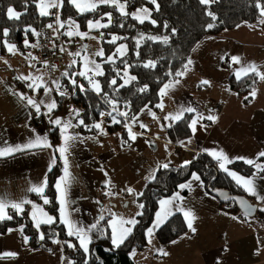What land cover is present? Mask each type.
<instances>
[{"label":"crops","instance_id":"crops-1","mask_svg":"<svg viewBox=\"0 0 264 264\" xmlns=\"http://www.w3.org/2000/svg\"><path fill=\"white\" fill-rule=\"evenodd\" d=\"M261 19L264 17L259 13V19L255 22H242L232 29L207 35L200 41L189 60H197L198 64L202 62V72L198 73L194 67H186L187 70L185 69L180 78L168 84L170 87L166 89V95L162 96L160 91L158 105L162 107H145L133 117L135 119L128 120L127 125L137 134L134 141L129 139L126 127L122 130H108L112 121L109 123L107 116L99 121L102 122L103 132L94 128L93 132L83 133L79 131L78 126L68 129L67 134L79 136V139L72 142L67 154L71 175L65 185L66 211L69 220L77 228L86 231L91 229L88 231L91 242L102 235L103 221H107L112 233L113 222L132 218L137 220L139 215L136 214L142 210L138 207L142 204L138 194H141L145 184L153 178L160 166L185 165L186 161L190 162L200 152L212 157L219 170L226 172L240 188L241 195L258 205V213L264 209V201L246 191L229 175V172H234L237 176L254 179L257 194L264 196V172L255 167L256 164L264 166V157L258 155L264 151V81L257 76L259 83L253 88L256 91L255 97L250 96V92L244 96L240 95L230 83L231 77L238 80L235 72L249 64L256 65L258 71L264 72V24L260 23ZM203 42L205 45L201 47ZM8 44L14 43L6 42L2 48L0 41V148L23 146L40 135L47 136L53 149L33 148L0 157V197L11 202L31 201L23 205L22 213H17L11 207L7 208L11 216L13 213L23 215L28 212L32 219V205L35 204L54 217L49 210V203L44 204V197L49 200L45 191L42 197L29 189L33 185L42 184L47 178L53 150L62 143L60 129L50 122V118H60L64 122L65 107L73 100L72 92L66 87L63 76L62 86L69 91L70 99L66 95L62 98L56 94L50 101H44L39 95L47 86L46 78L49 79L50 73L59 70L63 75L67 72V67L56 68L40 63L34 50L21 51L16 44V52L13 54L8 51ZM233 56L240 57L241 62L234 63L231 59ZM22 77L32 79L26 80ZM36 77L43 78L36 81L43 85L39 89L33 84ZM244 77L246 76L242 75L241 79ZM204 80L210 83L202 84ZM78 82L83 83L79 79ZM30 84H33V87L30 88ZM202 91L203 96L200 97L198 92ZM21 95L37 103L43 101L41 111L37 113L35 108L27 103V99H21ZM52 100L57 102V107L48 113L45 105ZM216 104H219L220 108L217 109ZM189 107L195 111L182 112V109ZM76 112L75 116L70 118L73 125H78L80 119ZM181 112L180 119L191 114V133L187 138L174 142L168 136V128L178 121L175 117ZM210 115L216 117L215 122L207 119ZM193 119L197 120V130L194 134L191 129ZM140 124L147 127L141 128ZM55 128L58 130L53 133ZM176 147H179L178 151ZM221 151L229 158L230 163L211 155L212 152ZM239 157L244 159H238ZM248 159L254 161V171L250 175L230 168L233 161L245 162ZM221 163L225 164L228 171L220 168ZM57 165L60 166V176L55 185L64 175V164L59 153H56V163L51 171ZM193 174L181 183L191 182L190 189L181 190L178 186L172 195L163 199H171L179 193L183 200L174 201V205H179L185 210L191 209L195 213L196 232H191L187 227L185 233L169 243L160 242L156 236L157 230L173 215H184L183 212L177 211L175 206H170L172 214L158 227H154L156 214L161 211L159 202L150 226L153 233L150 237L147 233L148 244L130 252L134 264H264V216L257 213L254 217L242 218L239 209L234 211L231 203L221 205L220 199L208 191L201 176L199 175L200 181H195ZM129 188L134 191L129 193ZM55 191L61 222L59 193L56 187ZM32 221L35 225V221ZM43 225L45 224L42 223L38 229L40 235L43 234ZM64 226L68 232V226ZM21 227L23 233L19 231ZM10 229H13L11 233H0V264H72L63 240L56 238L57 242H54L52 249L46 250L32 246L30 239L25 244L23 237L27 235L24 226ZM72 237L79 246L77 238ZM159 249H163L168 255H161ZM6 252H14L17 255L5 257L3 253Z\"/></svg>","mask_w":264,"mask_h":264},{"label":"trees","instance_id":"trees-1","mask_svg":"<svg viewBox=\"0 0 264 264\" xmlns=\"http://www.w3.org/2000/svg\"><path fill=\"white\" fill-rule=\"evenodd\" d=\"M124 1V0H121ZM159 7L151 3V0H127L129 10L138 7L148 6L153 9V20H145L144 23L122 16L119 11L111 5H102L92 12L79 13L76 8L65 0L59 9V17L65 22L62 32L66 35L67 21L75 20L81 28H84L89 19L102 17L106 19V13H111L112 24L107 27L109 31L104 37L110 35V31L119 32L123 35L122 40L129 45V53L126 58H121L114 63L107 62L104 65V75L100 76L99 82L103 89L97 94L89 87L86 79H81L87 91L81 92L74 88L69 78L63 75L64 83L72 92V99L82 106L79 118L84 120V125L78 126L80 132H93L95 123H98L104 116L108 117L109 123L112 117L120 123H110L108 130H122L128 120L132 119L145 107H157L160 99V91L165 84L180 78L176 73H183L188 61L197 44L207 35L218 34L224 30L232 29L242 22H255L259 19L260 10L256 7L257 0H215L208 5L200 3V0H156ZM264 3V0H261ZM12 7L23 13L19 20H9L7 8ZM211 12L216 19L209 16ZM53 16H40L34 0H0V41L2 48L6 42L14 43L18 49L25 51L24 41L28 44L34 42L36 34L31 31L25 32L28 26L37 30L53 23ZM124 26L121 27L120 25ZM209 24L214 25L208 28ZM9 30L7 37L2 35L3 29ZM67 36V35H66ZM143 36V39H141ZM158 37L157 40H149L148 37ZM103 37V38H104ZM168 37V42H164ZM137 40L140 41L137 46ZM107 49L114 46V43L106 42ZM152 61L154 67L145 68L143 65ZM126 62V63H125ZM127 65V66H126ZM71 66V67H70ZM129 68L136 80L124 87L122 83L123 70ZM75 64L67 67V72L76 75ZM119 73V74H118ZM117 80V85L112 86L110 81ZM77 84L78 77L76 80ZM232 88L240 95H247L257 86L259 79L256 75H249L241 80L230 78ZM80 84V85H82ZM146 87L141 92L140 88ZM101 112L105 113L101 116ZM111 112L112 116L107 115ZM127 113V116L120 115ZM191 114L185 115L168 128V136L174 142H179L190 135L189 120ZM58 129H54L53 133ZM52 133V135H53ZM230 168L243 174L250 175L254 166L243 161H233ZM193 173L201 176L208 191L211 193L218 188H224L232 194L241 195L237 187L226 172L219 170L216 161L204 152L198 153L188 164L182 166L169 165L167 168L160 166L151 180L143 190L139 200L144 206L141 215L138 216V223L133 227L132 233L124 243L115 248L111 244V230L107 221H103V233L95 238L90 244V252L85 254L83 249L75 244V239L68 235L66 227L59 220V207L56 200L55 182L60 176V166L57 165L47 176L45 194L49 197V210L55 217V223L42 226L44 239L41 240L38 229L35 227L28 212L23 215L12 214L11 220L0 221V233L8 229L24 226L25 233L29 237L32 246L42 247L51 250L56 238L64 241L65 251L72 259V264H134L130 252L134 248H143L148 244L147 230L152 225L159 202L172 195L178 186L187 181ZM233 210L238 211L235 203L231 202ZM221 205H227L221 202ZM264 216V211H259ZM187 231L185 218L177 213L167 220L156 232L157 238L162 243H169L174 238ZM75 247H69L71 243Z\"/></svg>","mask_w":264,"mask_h":264},{"label":"snow or ice","instance_id":"snow-or-ice-1","mask_svg":"<svg viewBox=\"0 0 264 264\" xmlns=\"http://www.w3.org/2000/svg\"><path fill=\"white\" fill-rule=\"evenodd\" d=\"M34 2L36 3V7L39 9V15L40 16L54 15L56 18V23L59 26V28H64L65 22H62L60 20L59 15L57 13L52 12L51 10L52 9H60L63 6L65 0H34ZM67 2L70 3L71 5H73L76 8V10L81 14H83L85 12L95 11L100 5H111L119 11L120 15L126 16V17L131 16L132 19L138 21L139 23H144L145 20L150 19V11L147 8L138 9L136 12H133V13L128 12L126 10L127 0H124V2H121V0H67ZM213 2H215V0H200V3L205 4V5H208V4L213 3ZM151 3L156 5L157 8L159 7L156 0H151ZM256 7L260 10V16L264 17V3H262L261 0H257ZM22 15H23V13L16 11L12 7L7 8V16H8L9 20H19ZM105 15L108 18L107 23H101L100 20H96V21L89 20L88 21L89 30L91 31L92 29L109 27V25L112 22L111 13H106ZM208 15L212 16L213 19H216L215 15L213 13L209 12ZM67 23H68L69 28H70V30L65 33L67 36L71 37V36L75 35V36H79L80 38L83 39L89 35L86 32H80L78 30L79 25H77L75 23V21L69 20ZM151 23L155 24L156 21L152 20ZM260 23L264 24V19H261ZM120 26L123 27L124 25L121 24ZM213 26L214 25L209 24L207 27L212 28ZM47 27L50 29L54 28L53 24H48ZM56 30H58V29H54V31H56ZM29 31H31L33 34L38 35V33L35 32V29L31 28V26H28L25 29L26 33ZM2 35L7 37L9 35V30L7 28L3 29ZM101 36H103V33H101ZM90 38H95V37H90ZM117 39H119V38L116 36H113L110 42L115 43ZM141 39H143V36H141ZM148 39L149 40H157L158 37L152 36V37H148ZM164 42L165 43L168 42V37H164ZM24 43H25V46H29L27 39L24 41ZM136 43H137V46H139L140 41L137 40ZM30 46L31 47H38V45H30ZM7 47H8L9 52L15 54L16 46L14 44H8ZM59 50L61 52L66 51V49H64L63 47H61ZM116 52L119 53L121 56L125 55L126 45L122 44L119 47H117ZM29 55H31V54H29ZM69 55L76 56V55H79V53H69ZM95 55L99 56V57H103L104 56L103 49L97 51L95 53ZM33 59H35V58H33ZM84 59L86 61V63L84 64V71H80V72L76 73V75L86 78L88 80V83L92 86V89L99 95L103 92V89H102L99 81L95 80L94 77L104 75V72L101 69V64L97 63L95 61L88 60L87 57H85ZM231 59L234 63H237V64H239L241 62L240 57H238V56H233ZM105 62L114 63V56H108L107 60ZM46 63L47 62H45V64ZM75 63H76V61H73V64H75ZM191 63H192V61L189 60L188 64H191ZM143 66L145 68H149V67H154V64L152 61H149L148 63L144 64ZM89 73H92V75H89ZM249 74H254V75L258 76L260 80L264 81V72L258 71L257 66L254 64H249L247 67H241L240 69H238L235 72V76L238 80L242 78V75L248 76ZM63 75L65 77L69 78V81L73 85L74 88H79L81 92L87 91V89H85V87L83 85L77 84L75 78L72 77V74H70L69 72H65ZM176 75L180 76V75H183V73L178 72V73H176ZM124 76L127 77V79H124L123 84H120L119 87H124L125 85L129 84L131 81L136 80V77L135 76H129L127 71L124 72ZM22 79L27 80V79H32V78L31 77H22ZM42 79H43L42 77H36L33 80V84H35L36 89H39L40 87L43 86L39 83H36V81H39ZM53 83L56 84V90L58 91V94L60 96L67 95V93L65 91L60 90L61 85L58 82L54 81ZM177 83H179V81H177ZM201 83L206 85V84H209L210 82L207 80H204ZM33 84H30L29 87L30 88L33 87ZM110 84L112 86H116L117 80L112 79L110 81ZM146 87L147 86H145L144 88H140L139 91H141V92L145 91ZM169 87H170V85H168V84L164 85V88L161 89V95L162 96L167 94L166 89H168ZM52 90L53 89H51V88H47V87L44 88L45 94L50 93ZM255 95H256V91H255V89H253L250 92V96L255 97ZM21 99H27V103L29 105H31L33 108H35L37 113H39L41 111V104H43V101H41L40 103H37L35 100H33L31 98H26L23 95H21ZM245 99H248V97H245ZM45 106L47 108L48 113H51L57 107V102L55 100H52L50 103H47ZM157 107H162V105H157ZM183 111L194 112L195 109L189 107L186 109H182V112ZM182 112L180 114H177L175 119L179 120L181 118ZM100 114H101V116H103L105 113L101 112ZM79 115H80L79 112H76V116L79 117ZM107 115L112 116V113L109 112V113H107ZM120 115L127 116V113H121ZM153 116H154V114H153ZM133 119H135V118H133ZM207 119L215 122L216 117L210 115L207 117ZM50 122L54 126L59 127L61 137H62V143L59 146H56L53 150L52 161H51V164L49 165V171H51L52 166L56 163V153H59V157L63 160V164H64V175L57 181L55 187L57 189V192L59 193L61 222L68 226V235L69 236H75L77 238V240L79 241L80 248L83 249L85 254H88L90 252L89 245L91 244V238L88 235V231H90L91 229H88L86 231L83 228H77L69 220L68 214L66 211L67 190L65 187V185L68 183V181L70 179V175H71L69 172V161H68V155L67 154L69 153L70 147H72V142L79 139V136L67 134L68 129L70 127H77L80 125H84V120L79 119L78 125H73L70 120L66 121V122H62V120L60 118H56V119L50 118ZM112 122L113 123H120V121L116 120L115 117H112ZM196 125H197V120L193 119L191 122V129H192L193 134L197 130ZM84 126L88 127L87 125H84ZM92 127L96 128V129H100L101 132H103L102 122L95 123L94 125H92ZM125 127L128 130L129 139L134 141L137 138V134L134 133L132 131L131 127H129L127 124H125ZM140 127L146 128L147 126L144 124H140ZM33 148L53 149V145L51 143H49L47 136L37 135V136H35L34 139L30 140L28 143L24 144L23 146L17 145L15 147L0 148V157L11 156L16 152H21L24 150H30ZM211 155L216 157L218 160L225 161L228 163L231 162L229 160V158L222 151L219 153L212 152ZM258 155H259V157H264V151H261ZM238 159H244V158L239 157ZM245 162L250 164V165L254 163V161L251 159L245 160ZM188 163H190V162H188V161L185 162V164H188ZM162 167L167 168L168 164H164V165H162ZM255 167L257 168L258 171L264 172V166H261L260 164H256ZM220 168L224 169L225 171H228V169L225 168L224 163L220 164ZM105 175H107V173H105ZM229 175L233 176V178L236 180L237 184H241L245 188L246 191H248L249 193H251L253 195H256L259 200L264 201V196H259L256 192L254 179L237 176L234 172H229ZM193 180L200 181V176L193 174ZM46 185H47V178H45V180L43 181L42 184H40L38 186L33 185L29 189V191L37 193V194L41 195L42 197H44V191H45ZM201 186H203L202 182H201ZM179 188L181 190H183L185 188L190 189L191 188V182H189L187 184H181V185H179ZM127 191L129 193H132L134 190L129 188V189H127ZM106 194H108V193H106ZM138 195H142V193L138 194ZM205 195H208V193H205ZM177 200H180V201L183 200V197H181L179 193H176L171 199H162L160 201L161 211L157 212V214H156L157 219H156V223H155L154 227H158L164 220H166L167 217L172 214L170 206H175L177 211L183 212V215H184V218L186 220L188 229L191 230V232L195 233L196 228L194 227V222L197 219L195 213L191 209L185 210L184 208L180 207L179 205H174V201H177ZM29 203H31V201L22 200L20 202H11V201H8L6 198L0 197V221L11 220L13 218L11 215L8 214L7 208L11 207L17 213H22L24 210L23 205L29 204ZM48 203H50V201L46 197H44V204H48ZM240 203L245 206V214L246 215L249 214L253 210L251 208V206L246 205V203L244 201H240ZM138 207L143 208L144 206L142 204H140V205H138ZM32 208H33V211H32L31 216H32V219L35 221V227L37 229L40 228V225L42 223H44V224L55 223V218L48 215L39 206L33 204ZM261 211H264V209H261ZM141 214L142 213L137 212L136 215H141ZM233 218L235 219V217H233ZM101 219H103V216H101ZM137 223H138V221L135 218L128 219V220L121 219L118 223L113 222L112 223V235H111V244L113 245V247L119 248L124 243V241L127 239V237L132 233L133 227ZM125 225H129V227H125ZM93 227H95V225H93ZM12 231H13V229H8L9 233H11ZM19 231L21 233H23V227H21L19 229ZM147 232H148V235L150 237L153 233V228H149L147 230ZM39 238L41 240H43L45 237L43 234H41ZM23 239H24L25 244H27L29 237L24 236ZM54 242H57V241H54ZM68 246L73 247V248L75 247V245H73L71 243H69ZM158 251L163 256L168 255V253L166 251H164L163 249H159ZM16 255H17V253H14V252L3 253V256H5V257H15Z\"/></svg>","mask_w":264,"mask_h":264},{"label":"rangeland","instance_id":"rangeland-1","mask_svg":"<svg viewBox=\"0 0 264 264\" xmlns=\"http://www.w3.org/2000/svg\"><path fill=\"white\" fill-rule=\"evenodd\" d=\"M121 2H124V1H121ZM100 6H102V5H100ZM99 6V7H100ZM98 7V8H99ZM97 8V9H98ZM141 8H147V9H149V11H150V19H148V20H153V15H152V13H153V9L152 8H150V7H148V6H145V7H138V8H135V9H133V10H129L128 9V6H127V4H126V10L128 11V12H130V13H133V12H136L138 9H141ZM39 10V9H38ZM105 17H107L106 15H105ZM71 20V19H70ZM89 20H92V21H96V20H100L101 21V23H107L108 22V18H104V19H102V17H98V18H93V19H89ZM88 20V21H89ZM112 20V19H111ZM69 21V20H68ZM67 21V22H68ZM73 21H75V20H73ZM88 21H87V23H86V25H85V27L84 28H81L80 26H79V31L80 32H86V33H88L89 35L87 36V37H85V38H80L79 36H71V37H69L72 41H73V43H74V45H75V48H73L71 51H70V53H79V55H76V56H73L72 55V57H73V60L74 61H76V66L78 67L77 68V71H76V73H78V72H80V71H84V64L86 63V61H85V57H87L88 58V60H91V61H95V62H97V63H100L101 64V69H102V71L104 72V65H103V63H107V62H105L106 60H107V57L108 56H114V62L115 61H117V60H119V59H121V58H126L127 56H128V53H129V45H128V43L126 42V41H124V40H122V38H123V35L122 34H120L119 32H113V31H110V35L108 36V37H104V35H105V33L106 32H108L109 30L108 29H106V28H99V29H92L91 31L89 30V28H88ZM75 23L77 24V25H79L76 21H75ZM111 24H112V22H111ZM110 24V25H111ZM109 25V26H110ZM70 30V28H69V25H68V23H67V29H66V32H68ZM101 33H103V36H101ZM113 36H116V37H118L119 39H117L116 40V42L114 43V46L112 47V48H110V49H107L108 47L106 46V42H110L111 41V39H112V37ZM90 37H95V38H90ZM104 37V38H103ZM202 42V41H201ZM200 42V43H201ZM126 45V53H125V55H123V56H121L119 53H117L116 52V49H117V47H119L120 45ZM202 45H203V47H204V42H203V44H201V47H202ZM101 49H103V51H104V56L103 57H99V56H96L95 55V53L97 52V51H99V50H101ZM200 49V48H199ZM209 50V49H208ZM207 50V51H208ZM197 55H198V52H197V54H196V57H197ZM197 61V60H196ZM196 61H193L192 62V64H188L187 65V69H189L190 67H194L195 69H196V71L198 72V73H200V72H202V68H203V66H202V62H200V64H198ZM63 68V67H62ZM186 69V70H187ZM124 72L125 71H127V73H128V75L129 76H134V74H132L130 71H129V68L127 67L126 69H124L123 70ZM190 72H193V70H189ZM123 72V73H124ZM50 73V72H49ZM89 75H92V73H89ZM62 72L61 71H59V70H57V71H54V72H52V73H50V77H49V79L48 78H46V80H47V88H51V89H53L50 93H48V94H45V91H42L41 93H40V95H39V98H41V99H43L44 101H50L52 98H53V96H56V94L57 95H59L58 94V91L56 90V84L55 83H53L54 81L55 82H58L60 85H61V88H60V90L61 91H65L66 93H67V95H66V97L67 98H69L70 99V93H69V91L68 90H66L65 89V87H63L62 86ZM72 77L73 78H75V80H77V77H78V79H79V81L81 82V76H78L77 75V77L75 76V75H72ZM83 79H86V78H84L83 77ZM94 79L95 80H97V81H99V79H100V76H95L94 77ZM124 79H127V77H125L124 76V74H123V76H122V83L121 84H123V82H124ZM87 80V79H86ZM88 81V80H87ZM131 82H133V81H131ZM130 82V83H131ZM100 83V82H99ZM129 83V84H130ZM89 84V83H88ZM84 87H85V85L84 84H82ZM128 85V84H127ZM89 86L92 88V86L89 84ZM197 92V91H196ZM201 94L200 95V97L201 96H203V91L202 92H198V94ZM38 96V95H37ZM38 98V99H39ZM62 98H63V96H62ZM70 101V100H69ZM66 109H65V112H66V114H65V120H64V122H66V121H69L70 120V118H72V117H74L75 116V113L74 112H76V110L78 111V112H80L81 111V109H82V106L80 105V104H77V103H75L73 100L70 102V104L67 106V107H65ZM74 111V112H73ZM74 114H73V113ZM234 203V202H233Z\"/></svg>","mask_w":264,"mask_h":264},{"label":"built area","instance_id":"built-area-1","mask_svg":"<svg viewBox=\"0 0 264 264\" xmlns=\"http://www.w3.org/2000/svg\"><path fill=\"white\" fill-rule=\"evenodd\" d=\"M54 13L59 15V9H52ZM54 18L53 29L44 25L40 27L36 33L38 35L35 36V40L32 43H29V46L25 47L26 52H31L34 50L38 54V62L43 63L49 66H53L56 68L68 67L69 65H73V57L69 55L70 51L75 48L73 41L66 35L63 34L62 28L56 23V18L54 15H51ZM54 29H58L54 31ZM30 45H38V47H31ZM63 47L66 51L61 52L59 49ZM216 108H220L219 104L215 105ZM176 150H179V147H176ZM240 216L242 218H246V216L241 213Z\"/></svg>","mask_w":264,"mask_h":264},{"label":"water","instance_id":"water-1","mask_svg":"<svg viewBox=\"0 0 264 264\" xmlns=\"http://www.w3.org/2000/svg\"><path fill=\"white\" fill-rule=\"evenodd\" d=\"M216 197L220 199L221 202L225 204H230L234 202L237 208L246 216V217H254L258 213V205L253 204L250 199H248L244 195L232 194L229 190L224 188H218L213 190L212 192ZM240 201H244L246 205L251 206L253 209L249 214H245V206L240 203Z\"/></svg>","mask_w":264,"mask_h":264}]
</instances>
